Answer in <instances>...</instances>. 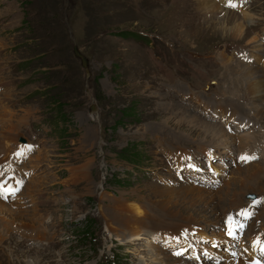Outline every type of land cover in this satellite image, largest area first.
Instances as JSON below:
<instances>
[{"label":"rangeland","instance_id":"1","mask_svg":"<svg viewBox=\"0 0 264 264\" xmlns=\"http://www.w3.org/2000/svg\"><path fill=\"white\" fill-rule=\"evenodd\" d=\"M241 1L208 13L198 0H0V182L20 183L0 196V264H225V216L237 208L251 207V219L236 218L264 238V172L243 188L237 179L264 163V115L257 124L234 113L251 97L229 85L258 58L252 36L264 56V0ZM228 16L245 36L216 30ZM258 105L264 113V96ZM193 116L229 142L191 129ZM241 137L261 152L238 148ZM245 155L257 159L239 164ZM207 194L221 235L185 208L206 211ZM132 227L139 241H128ZM179 231L220 242L188 240L192 255L165 247L183 245Z\"/></svg>","mask_w":264,"mask_h":264},{"label":"bare ground","instance_id":"2","mask_svg":"<svg viewBox=\"0 0 264 264\" xmlns=\"http://www.w3.org/2000/svg\"><path fill=\"white\" fill-rule=\"evenodd\" d=\"M198 2H199L200 9L201 10L203 9L204 12L207 11L208 13H218V12H220V5L218 3L226 4L227 0H198ZM234 2L237 3V6H240V5L243 4L241 0H234ZM239 13L242 15V19H244V20H247V21H250L251 22L254 19V15L251 12H248V11L245 10V11H239ZM215 28H216V30H218V31L224 33L225 35H227L229 37H232L234 39H240V38H242L243 36H245V31H246L243 28V26H242V22L241 23L238 22L237 19H234L232 16H228L227 18H224L220 23H218V25ZM249 41H251L250 44H254L255 45V47H254L255 55H257L258 58L257 59L254 58V60H247V65L250 66V68L246 67V68L243 69V71H241V75L243 76L242 77V80H240L238 78H232L231 80H229V85H237L240 82L244 83V85L246 87L245 89H246V91L249 93V95L251 97V102H247L246 103L247 106L245 107V110H241V108H243L244 106L241 105L240 104L241 102L239 103V101L238 102L231 103V108H232V111L234 113L241 114L242 117H244L246 119H249L251 121L254 120L257 117L258 119L257 120L255 119L254 122H256L257 124L258 123L260 124L259 120L262 119V117L264 115V113L262 112L263 109H262L261 105H258L259 100H261L263 98V96H264V81H263L264 73H263V75H261V71H264V60H262L264 56H261V54L258 51V49L261 46L259 45L260 43H259V40L257 39L256 35L255 36H252L249 39ZM224 58L226 59V62L223 63L224 65L229 64L231 62V60H229L228 58H226V57H224ZM224 58L221 57L222 60H225ZM257 63H260V66L262 67L261 69H259V67L252 68ZM226 67H228V66H226ZM233 92H235V90ZM231 93H232V91H231ZM240 99H242V98H240ZM243 99H246V98H243ZM221 112H222L223 116L226 115V118H228L227 116L234 118L233 115L231 114V112L229 110L225 109V108ZM218 114L221 115V113H218ZM189 119H190V122H188V123H189V126L192 127L191 129H196L197 130L198 128H200L199 131H201V133H203L205 136H209V135L213 136L212 138L213 139H218L217 142H219L220 144L221 143L222 144H227L229 142V137L230 136L227 137L220 129L217 130V128H216V130H215V128L212 126V124H207L205 122H199V120L197 118H195L194 116L191 117V118H189ZM246 124H249V122L246 123ZM214 132H215V134L217 136L216 138H214L215 137L214 136L215 135ZM256 144H257V142H255L253 140V138L251 139V137H241L240 140H239V142H238V148H240L242 150H245V148H247V147H249L251 149H254L251 145H256ZM255 149H257L255 155H257L258 151L262 150V149H260V145L259 144L256 145ZM255 155H253V156H255ZM240 157L241 156H239L238 157L239 160H237L239 162V164H241V163L244 162V161H242L240 159ZM263 172H264V163H263V165L262 164L261 165H259V164H256V165L251 164L250 166L244 167V168H242L240 170V173L238 174L239 175V178H237V179H238L239 183H241L240 185L243 188V183L244 184L246 183L245 182L246 177H248V179H250V180H248L249 182H252V181L254 182L255 180H260V178H262L261 177V174H263ZM235 173H236V171H235ZM199 177H202L203 178L204 176H200L199 175L198 178ZM205 177H207V176L205 175ZM216 177H218L217 174H216ZM0 185H3V184H1V182H0ZM225 185L226 186L227 185H230V182L228 184L226 183ZM230 190L231 189H227V191H222L221 190V191H219V193H220V195L222 193L223 194H227L229 196V199H230L231 195L234 194V193H231ZM187 193L189 194V191ZM182 198L185 199L184 197H182ZM213 198L214 197L211 196V194L208 195L207 202L205 203L206 204L205 206H206V209L207 210L204 211V212H203V208H201V207H204V205L201 206L200 208L199 207L197 208L196 205L193 206L195 204L194 202H193L194 204L192 203L190 205V207H185L186 209L189 208L191 210L190 212H192V213H197V214H201V215H204L205 214L206 216H208L213 221V227H215V229L212 231L211 236L212 235H216V234H219V235L222 234L221 231H218L221 228V226H218V224L216 222L217 220H215V218L211 214V213H215V203L209 202V200L210 199H213ZM194 201L197 202L196 200H194ZM129 207H130V209H133L134 211H136L137 213H139V211L136 208V206L133 207V206L129 205ZM207 207H209V208H207ZM126 222H127V220H126ZM210 225H211V223H210ZM196 232H194L195 235H196L194 237L195 240H193L192 237H189L191 234H188L187 235V238H181V240H183V242H182L180 240V237H181L180 234H181V232L179 231L178 233H175L176 236H177V238H178V240H176V241L179 242V243H182L183 245L182 246H179V244H176V242L173 241V242H170L168 244H165L164 246L165 247H171V246H173V247L177 248V250L178 249H180V250L181 249H184L185 252L190 253L192 255L193 254L192 252H194V254L196 253L195 245H193L191 248H189V246L186 245V244H189V243H187L188 240L192 241V243H194V242L195 243H198L199 240H202V241H206L207 240V241H212V242H215V243L216 242H220V239H218V240L217 239H214V238L208 239L209 236L207 234H203L201 232H197L196 233ZM237 233L239 234L238 231H237ZM257 233H259V232H257ZM256 234H254L252 237L253 238L254 237H257ZM141 235L142 234H140V231H136L133 228L132 235H130L129 238H127V239H128V241H131V240H137V241H139L141 239V237H142ZM260 236L261 235H258V237H260ZM150 237H151V235L149 236L148 239H150ZM226 240L227 239L225 238V242H223L222 244L220 243V244L221 245H226V244L227 245H230L229 244L230 242L229 241H226ZM231 240H234V239H231ZM157 254H158V252H157ZM220 254H221V256H223L225 258V260H226L224 262L225 264H245L244 261L241 258H232V255H229L226 250L221 251Z\"/></svg>","mask_w":264,"mask_h":264},{"label":"snow or ice","instance_id":"3","mask_svg":"<svg viewBox=\"0 0 264 264\" xmlns=\"http://www.w3.org/2000/svg\"><path fill=\"white\" fill-rule=\"evenodd\" d=\"M226 6L235 8V7H237V3H235L234 0H227ZM17 155H19V153ZM240 159L242 161H244V162H250L251 160L257 159V157L245 155V156L240 157ZM12 194H14V193H12ZM2 195H3V186L0 185V196H2ZM238 215L242 216L243 219L245 221H247V220L251 219L253 213L252 212H249L247 210H242ZM244 227H245V224L244 223H241L239 221H235V220H233L232 217H229V228H228L227 235L230 238L234 239V240L239 239V236L237 234V231L238 230L242 231L244 229ZM253 247L254 248L259 247L260 248V251L262 253H264V247H261L260 246L259 241L254 242L253 243Z\"/></svg>","mask_w":264,"mask_h":264},{"label":"water","instance_id":"4","mask_svg":"<svg viewBox=\"0 0 264 264\" xmlns=\"http://www.w3.org/2000/svg\"><path fill=\"white\" fill-rule=\"evenodd\" d=\"M73 52L77 57H80L81 63L83 64L84 67L87 66V58L83 56L81 53H79V50L76 46L73 47ZM23 138H21L22 140ZM24 140V139H23Z\"/></svg>","mask_w":264,"mask_h":264},{"label":"trees","instance_id":"5","mask_svg":"<svg viewBox=\"0 0 264 264\" xmlns=\"http://www.w3.org/2000/svg\"><path fill=\"white\" fill-rule=\"evenodd\" d=\"M91 230H90V228H86L85 230H83V232H82V234H83V236H89V238L91 237ZM92 238V237H91Z\"/></svg>","mask_w":264,"mask_h":264}]
</instances>
